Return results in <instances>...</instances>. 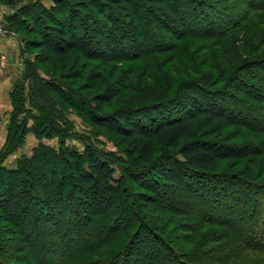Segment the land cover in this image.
Returning <instances> with one entry per match:
<instances>
[{
	"label": "trees",
	"instance_id": "1",
	"mask_svg": "<svg viewBox=\"0 0 264 264\" xmlns=\"http://www.w3.org/2000/svg\"><path fill=\"white\" fill-rule=\"evenodd\" d=\"M199 1H31L6 18L24 69L0 149V264H264V31L249 13L264 0H236L249 9L221 27ZM28 133L31 154L5 167Z\"/></svg>",
	"mask_w": 264,
	"mask_h": 264
},
{
	"label": "rangeland",
	"instance_id": "2",
	"mask_svg": "<svg viewBox=\"0 0 264 264\" xmlns=\"http://www.w3.org/2000/svg\"><path fill=\"white\" fill-rule=\"evenodd\" d=\"M31 1H39L46 6H50L53 4L52 0H0V149L2 148L5 141L7 126L9 124V117L12 111L10 92L12 91L16 82L20 80L24 69L23 57L21 55V49L23 47L21 38L23 37V33L20 31L16 32L14 30H9L5 24V21L7 17L14 15L19 9V7ZM253 4L254 5L252 6H254V8H252V11L249 10V13L253 15V18L256 20V22H258L259 29L263 32L264 2L262 3L263 5H261L260 3V8H257L259 6V3L255 2ZM199 8L200 13L205 14L204 12H206L211 18H213V16L215 17V15H219L217 11L216 14H214V12L212 11L213 9L217 8L218 12H221L222 15H219L221 18L219 17L218 20H215V24L217 25V27L223 26V22L225 23V21L227 20L224 19V15L228 17L235 16L236 19H241L243 11L249 9L248 6L245 5L244 1L237 3L236 0H200ZM228 22L229 21H227V23ZM163 37L167 39L165 35H163ZM204 41L205 40H203L202 42ZM198 42H201V40H198L197 42L193 41V43ZM37 53H39L40 58L43 57L42 53H40L39 51ZM29 57L30 59L34 58L32 53L29 54ZM204 61L206 62L207 59H205ZM207 63L204 68H207ZM47 66L48 70L49 68L61 69L62 59L58 58L56 59V62L53 63L44 62L40 64L39 71L41 72V75L44 78L49 79V74H46L42 71L43 67ZM250 71L252 75H257L260 72L255 67H252ZM64 73L66 72L61 70L60 74ZM246 73V71L241 72L239 74L240 78H244L247 81L253 82L254 77L247 76L248 74L246 75ZM251 73H249V75ZM228 91H230V93H237V89L234 88V84H232L228 88ZM65 112L67 113L69 120L73 123L75 131L79 133L90 134L91 136H96L99 142L97 147L106 151H113L116 154L122 155V152H120L119 150L120 148H117V146H115L114 142L110 140V138L106 137L100 131L98 132L97 129L94 128L92 125H89L85 120V117L77 109L69 107L65 109ZM38 142L39 140H37L32 133H28L26 135L24 144L5 159V167L14 168L16 160L21 155H30L33 147H35ZM41 142L54 147H57L58 145L56 138H43ZM67 143L68 145H74L79 151L83 150V145L77 140H68ZM234 163V161L230 163V170L235 172L236 169L234 168ZM114 176H118V172L115 171ZM151 243L153 244V242Z\"/></svg>",
	"mask_w": 264,
	"mask_h": 264
}]
</instances>
